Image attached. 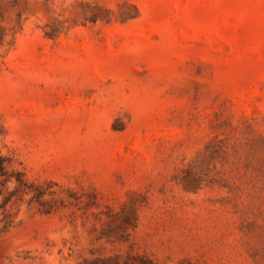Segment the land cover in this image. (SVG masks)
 Here are the masks:
<instances>
[{"label":"rangeland","instance_id":"rangeland-1","mask_svg":"<svg viewBox=\"0 0 264 264\" xmlns=\"http://www.w3.org/2000/svg\"><path fill=\"white\" fill-rule=\"evenodd\" d=\"M0 264H264V0H0Z\"/></svg>","mask_w":264,"mask_h":264},{"label":"trees","instance_id":"trees-1","mask_svg":"<svg viewBox=\"0 0 264 264\" xmlns=\"http://www.w3.org/2000/svg\"><path fill=\"white\" fill-rule=\"evenodd\" d=\"M10 181L14 183V187L4 195V203L9 202L13 197L15 198L13 202H15L19 196L28 192L33 194L32 198L40 194L38 190L33 188L34 183L28 182L24 177V173L17 168L14 157L12 155L3 154L0 150V193L2 186Z\"/></svg>","mask_w":264,"mask_h":264}]
</instances>
